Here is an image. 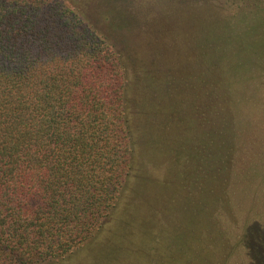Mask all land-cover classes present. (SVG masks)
<instances>
[{
  "label": "rangeland",
  "instance_id": "obj_1",
  "mask_svg": "<svg viewBox=\"0 0 264 264\" xmlns=\"http://www.w3.org/2000/svg\"><path fill=\"white\" fill-rule=\"evenodd\" d=\"M67 1L126 64L133 159L99 230L46 264H264V0Z\"/></svg>",
  "mask_w": 264,
  "mask_h": 264
},
{
  "label": "trees",
  "instance_id": "obj_2",
  "mask_svg": "<svg viewBox=\"0 0 264 264\" xmlns=\"http://www.w3.org/2000/svg\"><path fill=\"white\" fill-rule=\"evenodd\" d=\"M126 73L81 4L0 0V264L64 258L116 206L133 159Z\"/></svg>",
  "mask_w": 264,
  "mask_h": 264
}]
</instances>
